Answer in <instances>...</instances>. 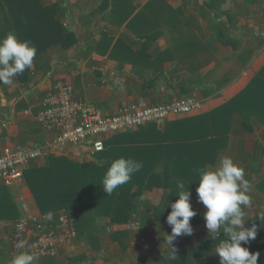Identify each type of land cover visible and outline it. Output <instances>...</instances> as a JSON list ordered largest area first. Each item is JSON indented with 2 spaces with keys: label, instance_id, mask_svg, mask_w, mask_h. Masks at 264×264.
I'll list each match as a JSON object with an SVG mask.
<instances>
[{
  "label": "crops",
  "instance_id": "crops-1",
  "mask_svg": "<svg viewBox=\"0 0 264 264\" xmlns=\"http://www.w3.org/2000/svg\"><path fill=\"white\" fill-rule=\"evenodd\" d=\"M38 4L43 11L30 9L28 0H0V38L13 34L36 48L30 69L15 76L12 85L0 83V156L7 148L39 147L50 138L36 116L47 92L60 81L73 85L79 101L106 114L139 102L156 106L196 98L202 109L192 115L104 137L102 154L78 147L68 157L56 158L101 166L118 154L142 162L144 177L150 178L153 169L167 177L176 165L193 167L197 154L189 146L201 140L193 136L201 132L216 138L228 130L226 143L203 152L208 155L205 167L228 156L255 183L252 189L264 193V0H33ZM24 27L28 30L22 35ZM221 108L223 114L211 116ZM193 119V128L175 126ZM166 131L180 145L163 142L162 150L153 152ZM50 158L29 169L46 167ZM155 185L139 200L138 222L136 215L125 225L101 219L98 247L83 233L60 257L38 264H165L168 249L157 237L161 222L149 215L163 203L166 190ZM6 188L20 216L23 204L33 215L45 216L25 178ZM250 190L252 206L243 210L251 216L263 211L264 203ZM190 202L197 213L191 225L204 226L197 195ZM148 219L157 226L153 231L138 228ZM162 224L169 227L166 220ZM13 228L0 221V239L7 240ZM204 233L196 240L209 236ZM162 242L156 254L153 244Z\"/></svg>",
  "mask_w": 264,
  "mask_h": 264
},
{
  "label": "trees",
  "instance_id": "trees-1",
  "mask_svg": "<svg viewBox=\"0 0 264 264\" xmlns=\"http://www.w3.org/2000/svg\"><path fill=\"white\" fill-rule=\"evenodd\" d=\"M28 2L32 4L30 9L44 10L40 4L33 5V0H28ZM26 21L30 22V18H26ZM19 24L23 25V22ZM25 29L28 30L24 27L22 29V35ZM34 59H36V56ZM224 108L218 109L211 116L223 114ZM196 124L197 122L193 119L176 123L175 126L193 128ZM227 134L228 130L223 133H216V138L208 133L200 132L198 135L194 134L195 136H193V138L201 140L189 146L191 150L197 154L195 155L196 157H193V159L196 158V161L193 163L194 165L191 169L185 170L187 166L176 165L173 175L167 177L161 174L156 175L153 169L150 178L144 177L142 172L139 171L133 174L132 179L128 183L119 186L111 195H107L103 191L101 180L110 163L118 158V154L113 155L110 161L101 166L93 162L79 164L68 161L65 158L51 157L46 167L32 168L26 171L25 179L35 197L40 211L44 215H56L63 210L71 213L76 220L79 237L83 233L88 234L87 238L89 242H92L94 247H98L97 242L100 237L98 221L108 218L113 224L125 225L136 215L138 222V218L141 215L139 214L141 208L139 200L144 197L146 191L156 186V182H158L159 187L161 186V188L166 190V196L163 203L156 207L152 211V214L149 215V219H156L155 221L160 220L161 224H159L160 226L158 227H165L166 225L162 223L166 220L167 215L171 211L170 202H175L178 198L174 195L176 192V182L178 180H184L187 184L195 180V170L205 167L208 162L205 157L208 155H204L203 152L207 151L210 147L214 148L219 146L221 142L226 143ZM159 138L160 141L154 146L153 152L161 151L163 142L168 141L174 143L173 145H180L170 137L169 131L159 135ZM220 147L224 148L225 144ZM197 184L198 182H193L189 185L191 195H197L195 191ZM244 212L246 213L245 227H250L253 223L258 226L260 225L261 222L257 219L259 214L264 211H258L255 215L251 216L246 210H244ZM20 217L17 205L14 202L10 190L0 185V221L13 223L15 227ZM149 219L143 225L136 222L138 228L145 230L150 226L157 227L151 225L150 222L152 220ZM12 233L13 231L10 236H7V240L0 239V264H9L11 260L9 251ZM113 234L115 239L118 238V232ZM224 238L221 229L220 235L215 238H210V236H208L200 240L197 244L190 245L176 252L175 255L177 258L171 261L166 259L165 264H220V258L214 253V249ZM162 244L163 242L153 244L156 254L161 251ZM243 246L248 247L250 252H258L260 255L257 264H264V222L261 223V228H258L256 239L251 241L249 245ZM51 260L54 259L50 258V261ZM39 262L40 261L36 262V264ZM70 263L74 264L75 262L71 261Z\"/></svg>",
  "mask_w": 264,
  "mask_h": 264
},
{
  "label": "built area",
  "instance_id": "built-area-1",
  "mask_svg": "<svg viewBox=\"0 0 264 264\" xmlns=\"http://www.w3.org/2000/svg\"><path fill=\"white\" fill-rule=\"evenodd\" d=\"M201 109L202 103L196 98H182L156 106L139 102L106 114L79 101L72 84L57 82L47 92L36 116L50 138L39 147L7 148L0 156V185L20 184L26 171L38 161L68 157L78 147L89 148L95 156L106 150V136L152 124L163 126L172 117H186ZM22 208V216L11 236V258L20 251L34 254L38 261L57 258L78 240L76 220L71 213L63 210L56 215L35 216L28 205L23 204ZM20 242L23 248L16 247Z\"/></svg>",
  "mask_w": 264,
  "mask_h": 264
},
{
  "label": "clouds",
  "instance_id": "clouds-1",
  "mask_svg": "<svg viewBox=\"0 0 264 264\" xmlns=\"http://www.w3.org/2000/svg\"><path fill=\"white\" fill-rule=\"evenodd\" d=\"M36 48L28 41H18L13 34L0 38V83L12 85L14 77L22 74L33 65ZM143 168V163L131 158L114 159L107 168L101 180L103 191L111 195L119 186L128 183L133 174ZM198 182L195 189L197 200L205 208L204 220L210 238L220 235L222 239L215 247L214 253L220 258V264H257L259 253L250 252L248 247L255 240L258 228L264 222V212L259 214L258 226L253 223L245 227L243 208L252 206V198L248 194L251 188L249 180L245 179V171L232 158L224 156L215 167H201L195 170ZM184 180L176 182L175 202H170L171 211L166 217L171 227V234H165L164 242L168 247L166 259L175 260L177 249L173 241L182 235H192L193 227L190 219L197 213L190 202V188ZM23 242L16 245L23 248ZM38 257L27 251L15 254L9 264H36Z\"/></svg>",
  "mask_w": 264,
  "mask_h": 264
},
{
  "label": "rangeland",
  "instance_id": "rangeland-1",
  "mask_svg": "<svg viewBox=\"0 0 264 264\" xmlns=\"http://www.w3.org/2000/svg\"><path fill=\"white\" fill-rule=\"evenodd\" d=\"M255 183L251 182V190L250 193L255 196L258 197V200L261 201V203H264V193H259L257 189H252L253 185ZM202 204V203H201ZM202 211H205V208L203 205H199ZM264 211V207L262 209ZM151 228L149 229L150 231H153L152 228H154L153 226H150ZM193 227V233L192 235H182L177 237V239L175 241H173V245L175 246V248L177 249L176 252L181 251L182 249H185L186 247L194 244L197 240L196 235H199L201 238L205 237L206 234L204 233V231H207L206 226H201V225H192ZM137 230L136 226L134 227L133 231ZM148 230V231H149ZM153 236L155 235L154 233H151ZM165 234H171V227L169 226L168 228H161L160 231V235L161 236H157L160 239L165 237ZM200 240V239H199ZM199 240L197 242H199ZM72 245V244H71ZM70 245V246H71ZM166 249H168L167 245H164ZM60 257V256H58Z\"/></svg>",
  "mask_w": 264,
  "mask_h": 264
}]
</instances>
